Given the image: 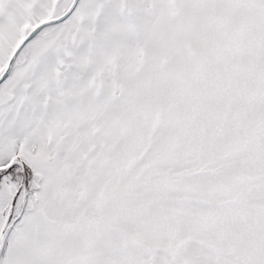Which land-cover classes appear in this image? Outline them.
Segmentation results:
<instances>
[{"label":"snow or ice","instance_id":"obj_1","mask_svg":"<svg viewBox=\"0 0 264 264\" xmlns=\"http://www.w3.org/2000/svg\"><path fill=\"white\" fill-rule=\"evenodd\" d=\"M0 264H264V0H0Z\"/></svg>","mask_w":264,"mask_h":264}]
</instances>
